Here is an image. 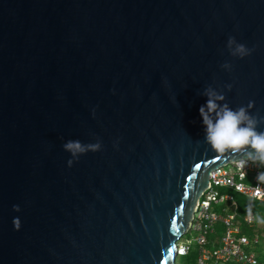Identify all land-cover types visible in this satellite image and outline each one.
Returning a JSON list of instances; mask_svg holds the SVG:
<instances>
[{
  "label": "water",
  "instance_id": "obj_1",
  "mask_svg": "<svg viewBox=\"0 0 264 264\" xmlns=\"http://www.w3.org/2000/svg\"><path fill=\"white\" fill-rule=\"evenodd\" d=\"M208 90L264 117V0H0V264H175L252 151H211Z\"/></svg>",
  "mask_w": 264,
  "mask_h": 264
},
{
  "label": "built area",
  "instance_id": "obj_2",
  "mask_svg": "<svg viewBox=\"0 0 264 264\" xmlns=\"http://www.w3.org/2000/svg\"><path fill=\"white\" fill-rule=\"evenodd\" d=\"M229 166L231 169H226ZM259 172H264V163L248 160L243 167L236 161L210 173V186L199 197L188 231L197 233L193 239L198 247L196 264H261L259 251L264 253V223H256L254 211L251 209L255 201L264 204V182L257 181ZM221 190L225 193L222 194ZM232 193L250 200L241 218L236 214V201ZM223 204L221 214L211 211L213 206L220 207ZM216 223H220L223 230L218 238V246L209 250L206 247L207 234L213 233ZM241 225L251 229L252 234H242ZM178 247L179 255L187 252L188 247Z\"/></svg>",
  "mask_w": 264,
  "mask_h": 264
},
{
  "label": "clouds",
  "instance_id": "obj_3",
  "mask_svg": "<svg viewBox=\"0 0 264 264\" xmlns=\"http://www.w3.org/2000/svg\"><path fill=\"white\" fill-rule=\"evenodd\" d=\"M234 43V40H229V45ZM240 56L250 54L243 45H237L233 55ZM209 96L206 109L204 106L200 108V115L203 118V123L206 126V141L210 146L211 151L215 153H241L250 148L252 151L246 152V158L238 160L239 166L243 167L248 160H259L264 163V131H258V127L264 124V117L250 115L244 106L237 110H231L227 104L222 108L216 103V100H222L223 96H218L211 90L206 93ZM248 107H252V102H249ZM219 108V110H218ZM215 114V120L212 119V114ZM66 150H69L75 155L77 152H84L86 149L77 142H68L64 145ZM99 144L89 145L88 148L92 151L98 150ZM72 161H69L71 166ZM258 182H264V172H259L257 175ZM14 211H20L18 205L13 206ZM264 223V220H260ZM19 218H14V227L19 230Z\"/></svg>",
  "mask_w": 264,
  "mask_h": 264
},
{
  "label": "trees",
  "instance_id": "obj_4",
  "mask_svg": "<svg viewBox=\"0 0 264 264\" xmlns=\"http://www.w3.org/2000/svg\"><path fill=\"white\" fill-rule=\"evenodd\" d=\"M242 202V201H241ZM249 206V205H248ZM246 205L241 204L240 202H236V214L238 217H242L247 209ZM254 215L256 223H260V220H264V204L259 203L254 208ZM223 227L220 223H216L213 228V233L207 234V249L214 250L218 246V238L220 237L222 233ZM240 232L242 234H245L247 236H250L252 234V230L245 227L244 225H241ZM191 233V231L189 232ZM188 233V234H189ZM195 248L192 250L190 247L187 248V252L184 255H178L175 261V264H196L197 256H198V247L195 243ZM259 260L261 264H264V254L261 255L259 251ZM210 264H219L210 262ZM225 264H234L232 262L225 263Z\"/></svg>",
  "mask_w": 264,
  "mask_h": 264
},
{
  "label": "rangeland",
  "instance_id": "obj_5",
  "mask_svg": "<svg viewBox=\"0 0 264 264\" xmlns=\"http://www.w3.org/2000/svg\"><path fill=\"white\" fill-rule=\"evenodd\" d=\"M260 163H262V162H260ZM226 169H231V166H229V167H227ZM221 193L222 194H224L223 193V190H221ZM233 194V197H234V200L238 203V202H240L241 204H244V205H246V206H248L249 205V203H250V200H248L247 198H245V197H243V196H241V195H239V194H236V193H232ZM242 201V202H241ZM258 204V202H253L252 203V205H251V209L254 211V208H255V206ZM216 206H218V205H216ZM224 206V204L223 205H220V207H214L213 206V208L211 209V211H214L215 213H217V214H221L222 212H221V208ZM197 235V233L196 232H192L191 231V233H187L186 235H184L178 242H177V244L179 245V246H181V247H183V248H186V247H190V249H194L195 248V242H194V237ZM261 253V252H260ZM264 253H261V255H263Z\"/></svg>",
  "mask_w": 264,
  "mask_h": 264
}]
</instances>
